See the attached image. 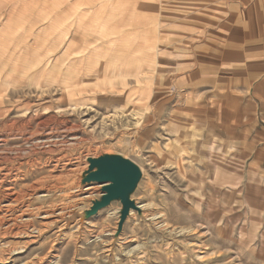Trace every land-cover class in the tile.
I'll list each match as a JSON object with an SVG mask.
<instances>
[{
    "label": "rangeland",
    "instance_id": "obj_1",
    "mask_svg": "<svg viewBox=\"0 0 264 264\" xmlns=\"http://www.w3.org/2000/svg\"><path fill=\"white\" fill-rule=\"evenodd\" d=\"M206 2L0 0V185L27 226L0 264H264V96L194 55ZM105 154L142 171L120 233L119 201L83 217Z\"/></svg>",
    "mask_w": 264,
    "mask_h": 264
},
{
    "label": "crops",
    "instance_id": "obj_2",
    "mask_svg": "<svg viewBox=\"0 0 264 264\" xmlns=\"http://www.w3.org/2000/svg\"><path fill=\"white\" fill-rule=\"evenodd\" d=\"M206 3L211 6V13H218L219 17L212 16L217 25L202 29L204 37L194 55L221 59L208 65L213 67V72H229L226 65L239 66L237 79L245 89L248 87L250 91V84L257 82L258 96H264V0H207Z\"/></svg>",
    "mask_w": 264,
    "mask_h": 264
},
{
    "label": "water",
    "instance_id": "obj_3",
    "mask_svg": "<svg viewBox=\"0 0 264 264\" xmlns=\"http://www.w3.org/2000/svg\"><path fill=\"white\" fill-rule=\"evenodd\" d=\"M88 163L82 184H100L103 194L100 200L94 201L90 209L83 213V217L90 219L113 202L119 201L122 204L118 224L120 233L131 211H140L131 196L142 179V171L135 162L120 155L105 154L98 158H89Z\"/></svg>",
    "mask_w": 264,
    "mask_h": 264
},
{
    "label": "bare ground",
    "instance_id": "obj_4",
    "mask_svg": "<svg viewBox=\"0 0 264 264\" xmlns=\"http://www.w3.org/2000/svg\"><path fill=\"white\" fill-rule=\"evenodd\" d=\"M97 39V38H96ZM59 108V107H58ZM34 115V114H33ZM49 117V116H48ZM56 120V119H55ZM40 122V121H39ZM152 123V122H151ZM42 124V123H41ZM22 125V124H21ZM66 138V137H65ZM47 139V137H46ZM1 141V140H0ZM3 146V145H2ZM40 148V147H39ZM212 148L210 149V153H211V157L212 155ZM12 149V148H11ZM25 149V148H24ZM48 149V148H47ZM16 150V149H15ZM22 150V149H21ZM7 152V150H6ZM31 153V152H30ZM5 155V154H4ZM2 158V157H1ZM8 159V158H7ZM6 159V160H7ZM64 159V158H63ZM1 160V159H0ZM261 160V159H258ZM3 161V160H2ZM210 166L213 167V170L215 172V176H218V174H220V170L222 165L220 166L219 163L215 162V159L209 158L208 159ZM259 162V161H258ZM3 163V162H2ZM60 164V163H59ZM68 165V164H67ZM5 166V165H4ZM9 168V167H8ZM1 169V168H0ZM4 169V168H3ZM2 169V170H3ZM6 169V167H5ZM79 169V168H78ZM1 171V170H0ZM2 173V172H1ZM13 174V173H12ZM2 181H4L2 179ZM46 181V180H45ZM213 184V187L215 185V183H217V179H212L211 181ZM48 183V182H47ZM31 186V185H30ZM44 183L42 184V182H37L36 185H32L30 187V190L32 191H38L39 189L42 190L44 187ZM47 187V186H46ZM51 187V186H50ZM49 187V188H50ZM15 188V187H14ZM92 188V187H91ZM98 190V189H97ZM24 191V190H23ZM16 193V192H15ZM14 191L10 188V186H4V185H0V237L2 238H6V237H21V235H23V230L27 228V226L25 224L22 223V220L25 218V212L21 209V207H19L17 205V201L19 198V195L15 194ZM22 193V192H21ZM73 193V192H72ZM92 193V192H89ZM19 194V193H18ZM92 195V194H90ZM22 196V194H21ZM214 197V195H213ZM213 197H211V199H213ZM76 198V197H75ZM216 199V198H214ZM16 203V205L18 207H12V205L10 206H6L5 204H10V203ZM19 202V201H18ZM20 204V203H19ZM15 205V204H14ZM149 205V204H148ZM140 208V207H139ZM54 211V210H53ZM67 211V210H66ZM69 212V211H68ZM46 214V213H45ZM48 214V213H47ZM46 214L45 217H48V215ZM50 217V216H49ZM61 218V217H60ZM25 221V219H24ZM198 230V229H197ZM26 232V231H25ZM197 232V231H196ZM199 233V232H198ZM25 234V233H24ZM198 235V234H197ZM30 236V235H29ZM195 236V235H194ZM31 237V236H30ZM192 237V236H191ZM34 238V237H33ZM195 246V245H194ZM19 249V248H18ZM24 250V249H23ZM201 251V250H200ZM17 252V251H15ZM202 258V257H200Z\"/></svg>",
    "mask_w": 264,
    "mask_h": 264
}]
</instances>
